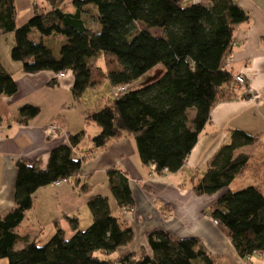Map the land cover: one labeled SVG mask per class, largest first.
Masks as SVG:
<instances>
[{"label": "trees", "instance_id": "obj_1", "mask_svg": "<svg viewBox=\"0 0 264 264\" xmlns=\"http://www.w3.org/2000/svg\"><path fill=\"white\" fill-rule=\"evenodd\" d=\"M66 1L72 10L61 9ZM208 1L209 6L194 2L182 6L178 0H46L47 8H35L26 22L17 25L15 0H0V33L13 34L10 57L20 62L24 72L70 70L76 100L102 77L113 86L125 85V91L106 106L84 117L85 124L100 129L91 138L92 148H104L127 132L144 164L157 173L175 172L196 144L211 108L234 92L225 60L233 50L235 27L248 20L236 0ZM92 9L99 25L96 30L84 18ZM150 28H159L162 34ZM33 29L39 34L37 41L30 37ZM54 34L64 37L57 56L43 42ZM98 52L112 57L105 75L90 61ZM157 64L164 71L156 80L127 87ZM55 83L52 79L49 84ZM15 91L14 79L0 62V93ZM38 113L37 106L26 103L18 108L17 118L26 123ZM84 132L68 133L67 140L59 141L45 167L39 161H16L14 205L0 214V258H7L6 264H113L100 255L133 240L132 228L112 214L108 197L101 194L87 199L91 223L85 229H80L76 216L64 214L66 227L55 220L54 233L41 245L20 232L37 188L81 173L82 159L74 157L73 151ZM257 141V135L229 129V141L216 150L191 186L195 195L218 193L209 213L227 229L241 257L264 254V195L255 185L238 190L228 186L249 159L237 149ZM107 180L116 205L131 209L134 200L127 176L113 168L107 171ZM91 187L83 181L79 191L89 192ZM145 235L152 257L144 249L126 252L117 259L120 264H230L210 253L196 237H180L160 228Z\"/></svg>", "mask_w": 264, "mask_h": 264}, {"label": "crops", "instance_id": "obj_2", "mask_svg": "<svg viewBox=\"0 0 264 264\" xmlns=\"http://www.w3.org/2000/svg\"><path fill=\"white\" fill-rule=\"evenodd\" d=\"M185 1L178 0L182 6H185ZM236 1L248 15V20L235 27V42L231 54L225 60V67L232 77L239 73L244 76L247 86L254 92L255 100L249 98L246 85H238L229 99L216 102L196 144L175 172L157 173L152 165L144 164L134 138L127 132L110 141L106 147L94 150L91 138L100 129L94 123L85 124L84 117L110 101L96 97L95 104H88L83 96L79 100L74 99L71 93L74 80L71 71L61 78H56V73L51 70L24 72L20 62L9 57L14 43V39H10L8 48L4 50V58L0 56L2 66L16 83L15 93H0V214L14 205L16 161L24 160L29 164L39 161L45 167L51 149L59 141L67 140L68 133L84 130L82 142L73 151L74 157L82 159L81 173L76 178L51 183L34 191V204L26 212L20 228L23 235H28L37 243L38 235L46 231V241L55 231V220H59L60 226L66 227L67 223L62 219L64 214L76 216L80 229H85L91 223L87 199L90 195L101 194L108 197L112 214L133 230V240L129 244L117 247L109 255H100L103 259L112 260L113 264H120L117 259L124 253H140L142 249L152 257L145 234L154 228L167 230L180 237H196L210 253L230 264H264V254L261 252L251 254L248 260L241 257L227 229L214 221L209 210L218 193L195 195L191 189L192 183L203 174L208 160L221 145L229 141V129L240 128L257 135L258 141L237 149L236 153L247 154L248 161L253 160V166L247 162L238 174L250 175L252 184L246 185H255L264 195V154L260 159H254L259 147L264 150V0ZM65 3V11L72 10L70 1ZM192 3L193 0L187 5ZM204 5L209 6V1ZM34 10L35 7L31 9L30 15ZM84 18L90 28H98L95 10H91V15L84 14ZM149 31L162 34L159 28H150ZM35 35H38L37 31ZM43 42L57 56L64 37L54 34L44 37ZM111 60L112 57L104 52H98L90 61L105 75ZM156 66L128 83L127 87L137 88L139 80ZM52 79H56L53 85L49 84ZM26 103L37 106L39 113L26 123H20L17 110ZM50 124L58 126L52 137L47 133ZM113 168L128 178L134 200V206L129 210L119 208L110 193L107 171ZM83 181L92 185L89 192L79 191ZM231 183L228 186L230 189Z\"/></svg>", "mask_w": 264, "mask_h": 264}, {"label": "rangeland", "instance_id": "obj_3", "mask_svg": "<svg viewBox=\"0 0 264 264\" xmlns=\"http://www.w3.org/2000/svg\"><path fill=\"white\" fill-rule=\"evenodd\" d=\"M189 2H191V0H186L185 1V6H187V4H189ZM207 3V2H204ZM67 4L64 2L62 3V10H66ZM47 6V2L46 0H17L16 2V8H17V15H16V24L17 25H21L23 22H26L29 18H30V14H31V9L33 7L38 8V10H41L43 8ZM158 29V28H156ZM37 30L33 29L32 32L30 33V37L37 41L39 40L38 35H35V32ZM10 39H14V36L12 33H0V56H2L4 58V50L6 49V47L8 48V42H10ZM14 45V43H13ZM11 51V49H10ZM10 51H9V57H10ZM11 58V57H10ZM164 71V67L162 64H157V66L154 68V70H152L151 73L149 74H145V76L143 78H141L140 83L136 84L135 86L138 88L140 86V84H145L147 82H152L154 80H156ZM101 82H99L98 84H96L93 87H89L87 88L84 92L85 94L82 96L84 97V99L87 100L88 104H95L97 102V98L99 97L102 100H108V102L110 100H112L114 97L111 94L110 90H111V84L109 82V80L105 77L101 78ZM130 88V87H129ZM81 96V97H82ZM264 154V150L263 147H259L256 151H255V158L254 159H260L261 156ZM249 165L253 166V160L248 161ZM238 174V173H237ZM236 174V175H237ZM253 180L251 179L250 175H246L243 176L240 173L236 176V178L234 179V181L231 183V189L232 190H238L240 188H242L243 186H247L246 184H252ZM47 236L46 231L43 233H40V235H38V239H37V243L38 244H43L46 241H44V238ZM22 243L17 244L16 248H20ZM8 262L7 258H0V264H6Z\"/></svg>", "mask_w": 264, "mask_h": 264}, {"label": "built area", "instance_id": "obj_4", "mask_svg": "<svg viewBox=\"0 0 264 264\" xmlns=\"http://www.w3.org/2000/svg\"><path fill=\"white\" fill-rule=\"evenodd\" d=\"M208 0H193L194 3H204V2H207ZM68 71L70 70H63V71H60V72H57L56 73V78H61V77H64ZM238 85H246V93L248 94L249 98L255 100V95H254V92L253 90L247 86L246 84V81H245V78L244 76L239 73V74H236L234 77H233V87H237ZM126 89V86L125 85H116V86H113L110 90L111 94L113 96H118L120 93H122L123 91H125ZM47 130H48V135L50 137L54 136L58 130V126L56 124H50L48 127H47ZM60 180L58 181H55L53 183L57 184L59 183ZM216 223H219L216 219L214 220ZM246 260L249 259V256H246L245 257Z\"/></svg>", "mask_w": 264, "mask_h": 264}]
</instances>
